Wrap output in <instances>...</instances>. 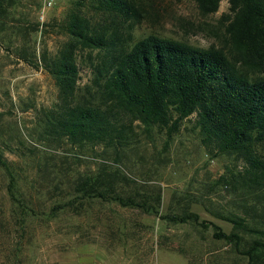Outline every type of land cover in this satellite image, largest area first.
Listing matches in <instances>:
<instances>
[{"label": "rangeland", "instance_id": "374dc122", "mask_svg": "<svg viewBox=\"0 0 264 264\" xmlns=\"http://www.w3.org/2000/svg\"><path fill=\"white\" fill-rule=\"evenodd\" d=\"M76 1L57 0L41 18V0H3L0 151L28 207L21 227L20 207L0 166V264H249L231 244L213 236L214 226L226 233L232 229L228 217L233 214L252 223L244 208L254 197L240 186L238 175L245 162L234 155L213 156L201 142L195 114L181 120L170 137L165 128L134 121L130 142L118 153L42 134L41 120L57 103L58 88L41 57L53 56L67 41L60 23ZM131 1L135 18L117 26L127 44L156 34L199 47L222 45L228 0L206 16L194 0ZM92 15L104 19L89 11ZM97 54L77 50L80 93L92 83ZM103 165L128 178L118 179L124 194L152 197L154 203L159 196V214L98 198L84 200L77 209L51 210L75 198L72 183L78 175ZM221 176L228 181L221 182ZM187 212L196 213L201 223L161 218ZM252 236L244 233L246 240Z\"/></svg>", "mask_w": 264, "mask_h": 264}, {"label": "trees", "instance_id": "16d2710c", "mask_svg": "<svg viewBox=\"0 0 264 264\" xmlns=\"http://www.w3.org/2000/svg\"><path fill=\"white\" fill-rule=\"evenodd\" d=\"M194 1L206 16L217 11L221 0ZM228 4L229 13L221 17L222 45L199 47L156 34L127 44L117 26L120 20L135 18L131 0H77L60 23L67 41L53 56L41 57L58 88V101L41 120V132L72 145L100 144L118 153L130 142L134 121L145 128H165L170 137L181 120L195 114L201 142L214 151L213 156L244 160L240 186L254 197L244 208L252 223L233 214L228 217L232 229L226 233L214 226L213 236L231 244L249 264H264V0H228ZM5 10L0 0V17ZM89 11L104 19L88 16ZM108 18L111 24H105ZM79 49L98 53L92 83L81 93ZM0 166L8 176V193L22 212L18 220L23 227L28 206L2 151ZM118 175L104 165L78 175L72 183L75 198L60 201L51 210L77 209L84 200L98 198L159 214V196L154 203L152 197L124 194L117 183L128 178ZM161 218L201 223L194 212ZM246 232L254 236L246 240Z\"/></svg>", "mask_w": 264, "mask_h": 264}, {"label": "built area", "instance_id": "2783aa9c", "mask_svg": "<svg viewBox=\"0 0 264 264\" xmlns=\"http://www.w3.org/2000/svg\"><path fill=\"white\" fill-rule=\"evenodd\" d=\"M42 1V7H41V12H40V17L43 18L48 10L55 5L57 0H41Z\"/></svg>", "mask_w": 264, "mask_h": 264}]
</instances>
